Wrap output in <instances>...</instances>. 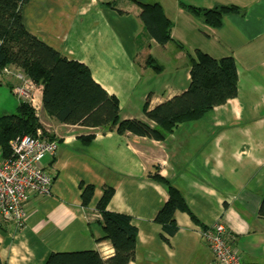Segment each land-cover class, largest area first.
Segmentation results:
<instances>
[{"label":"crops","instance_id":"0c3cea01","mask_svg":"<svg viewBox=\"0 0 264 264\" xmlns=\"http://www.w3.org/2000/svg\"><path fill=\"white\" fill-rule=\"evenodd\" d=\"M160 3L173 23L170 42L146 41L140 4ZM216 5L246 10L229 14L213 29L180 8ZM26 30L70 61L87 66L93 79L120 105V121L156 124L143 112L186 92L192 59L199 54L238 67V95L200 120L182 124L164 142L121 136L117 130L61 124L35 101L45 132L59 142L42 165L54 175L51 194L33 199L22 227L0 214V259L5 264H46L52 254L115 250L104 239L98 204L114 190L107 211L131 219L138 230L136 257L129 264H212L203 229L177 211L178 232L170 237L156 222L169 200L167 188L150 179L154 165L183 195L190 212L206 228L225 226L244 263L264 264V0H30L23 9ZM156 60L162 72L147 66ZM0 70V119L16 113L14 67ZM19 70V69H18ZM81 137H92L84 144ZM94 187L83 206L80 185ZM168 238V242L163 239Z\"/></svg>","mask_w":264,"mask_h":264},{"label":"trees","instance_id":"16d2710c","mask_svg":"<svg viewBox=\"0 0 264 264\" xmlns=\"http://www.w3.org/2000/svg\"><path fill=\"white\" fill-rule=\"evenodd\" d=\"M29 1L0 0V70L12 66L24 71L37 86H42L43 109L61 124L116 129L121 136L133 135L164 142L182 124L200 120L214 108L238 95V67L234 58L217 60L199 54L197 60L190 61L191 83L186 92L155 109H150L148 105L144 107L146 117L156 124L154 128L137 120L121 122L118 100L93 79L87 66L68 60L26 30L23 9ZM140 6L144 32L136 41L138 49H143L150 39L159 44L170 42L173 23L167 18L162 5L154 3ZM180 8L213 29H220L229 14L246 15L245 9L236 6L216 5L212 9H202L180 4ZM147 66L155 72H162L161 66L150 56ZM39 130L43 138L56 140L45 132L32 106L20 102L15 114L0 119V151L4 156L9 155L13 140L24 136L35 137ZM80 140L87 144L92 141V137H81ZM152 171L154 173L150 179L164 185L169 193L168 202L156 218L166 234L172 237L179 230L174 219L177 211L187 213L203 232L210 230L190 212L182 193L169 180L160 176L157 165L153 166ZM80 189L83 206H88L94 196V187L81 184ZM113 195V189L104 191L98 204L101 215L98 224L104 239L112 244L114 256L103 260L95 251L52 254L46 264H129L135 260L138 230L131 225L130 217L107 211ZM259 216L264 219V202ZM163 239L169 241L167 237ZM0 264L5 263L0 259Z\"/></svg>","mask_w":264,"mask_h":264},{"label":"built area","instance_id":"2783aa9c","mask_svg":"<svg viewBox=\"0 0 264 264\" xmlns=\"http://www.w3.org/2000/svg\"><path fill=\"white\" fill-rule=\"evenodd\" d=\"M5 73L10 72L5 69ZM17 83L13 92L20 102L29 103L35 110L34 90L37 85L22 71L12 73ZM36 86V87H35ZM59 143L37 136H24L10 143V153L4 156L0 151V214L5 221L22 227L27 216V206L33 199H44L51 194L54 175L46 170L42 161L56 155ZM223 224H216L203 233L213 253L212 264H241L236 249L230 246Z\"/></svg>","mask_w":264,"mask_h":264},{"label":"rangeland","instance_id":"374dc122","mask_svg":"<svg viewBox=\"0 0 264 264\" xmlns=\"http://www.w3.org/2000/svg\"><path fill=\"white\" fill-rule=\"evenodd\" d=\"M24 72V71H23ZM25 73V72H24ZM26 74V73H25ZM27 77H29L28 75H27ZM35 84V83H34ZM36 87V86H35ZM37 91H38V89H37V87H36V89L34 90V98H35V96H36V93H37ZM35 104L37 105V102L35 101ZM36 107H38V106H36ZM37 114H38V116H40V113L37 111ZM42 132V131H41ZM47 160L48 159H45V160H43V164H46L47 163ZM225 227V226H224ZM227 230V229H226ZM227 236H228V232H227V234H226ZM228 241H229V244H230V246L232 245L230 242H231V240H230V237L228 238ZM232 247V246H231ZM238 252V251H237ZM238 256H239V252H238ZM240 257V256H239Z\"/></svg>","mask_w":264,"mask_h":264}]
</instances>
